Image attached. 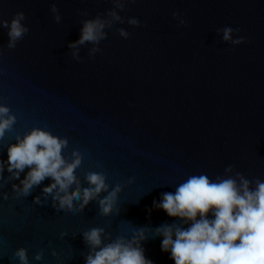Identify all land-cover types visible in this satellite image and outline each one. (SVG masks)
<instances>
[{
  "label": "water",
  "instance_id": "water-1",
  "mask_svg": "<svg viewBox=\"0 0 264 264\" xmlns=\"http://www.w3.org/2000/svg\"><path fill=\"white\" fill-rule=\"evenodd\" d=\"M111 7L109 0H0V18L10 22L24 12L29 29L8 49V29L0 28V104L17 118L0 141V159L7 161L17 135L41 127L68 139L65 157L81 151L76 175L83 186V172L93 170L106 174L110 190L122 187L119 215L103 217L95 201L74 213L56 211L51 197L47 204L33 203L37 196L43 200L50 178L18 198L12 184L19 180L0 181V192L9 195L0 196V264H19L13 252L20 247L28 250L29 264H85L89 249L82 233L93 227L112 239H131L144 227L146 258L174 264L153 229L179 221L153 201L174 193L189 175L214 180L229 165L249 180H264V0H135L120 13L125 22L105 30L100 52L90 58L89 43L80 48L81 61L74 60L68 44L79 39L81 21ZM85 10L88 16L78 14ZM118 27L130 33L128 39ZM224 27L239 29L233 39L245 42L224 41L217 32ZM3 175H10L6 167ZM61 232L67 235L61 238Z\"/></svg>",
  "mask_w": 264,
  "mask_h": 264
},
{
  "label": "clouds",
  "instance_id": "clouds-1",
  "mask_svg": "<svg viewBox=\"0 0 264 264\" xmlns=\"http://www.w3.org/2000/svg\"><path fill=\"white\" fill-rule=\"evenodd\" d=\"M109 2L112 7L105 13L81 21L79 39L68 44L74 60L81 61L80 48L89 43L92 45L88 49L90 58L100 52L99 45L107 38L105 30L123 24L125 17L120 13L135 0ZM50 11L54 21L61 23L62 17L55 2L51 4ZM78 14L89 15L86 10ZM172 15L179 19L181 26L187 25V21L180 18V13L173 12ZM25 19L24 12H17L10 22L0 18V28L8 29V49H14L29 32L22 23ZM127 23L133 27L140 26L137 18H127ZM116 31L123 39L130 36L122 27ZM239 31L231 27L217 29L223 34V40L233 45L245 42L241 36L233 39V33L238 34ZM2 53L0 48V55ZM16 119L8 106L0 104V141L13 130ZM15 141L7 147V161L0 159V181H20L19 185L12 184L15 197L29 196L35 187L50 178L52 182L42 189L43 200L37 196L33 203L44 205L51 197V206L56 211L74 213L83 211L95 201L101 216L108 217L114 212L119 215L117 203L121 185L117 184L110 190L106 174L85 170L83 177L87 186H83L76 175V170L82 165L83 154L79 149H73L70 158L65 157L63 153L69 143L66 137L53 135L45 128L33 127L22 137L17 135ZM5 167L10 174L7 180L3 175ZM25 169L29 170L20 179ZM224 172L214 180L203 173L189 175L175 187L174 193L164 192L158 202L153 201L155 209L163 210L170 218L179 221L153 229V237H162L161 250L170 253L174 264H264V180H249L235 171L234 165L227 166ZM134 182V178L128 181ZM4 183H0V189ZM102 193L107 195L101 198ZM0 196L4 200L9 198L6 192H0ZM210 214L212 218H209ZM66 235V232L60 233L61 238ZM82 236L89 249L85 264H153L146 258L142 247L148 239L144 227L134 231L131 239L123 236L112 239L111 234L101 227L90 228ZM43 254V249L37 251L34 259L41 260ZM51 255L56 257L58 253L52 249ZM13 258L18 259L19 264H29L28 250L24 247L16 249Z\"/></svg>",
  "mask_w": 264,
  "mask_h": 264
}]
</instances>
